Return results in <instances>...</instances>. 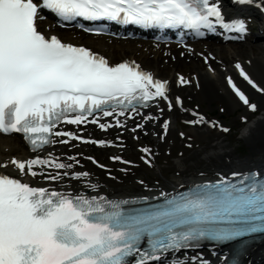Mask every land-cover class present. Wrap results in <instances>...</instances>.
I'll return each mask as SVG.
<instances>
[{"label":"snow or ice","instance_id":"1","mask_svg":"<svg viewBox=\"0 0 264 264\" xmlns=\"http://www.w3.org/2000/svg\"><path fill=\"white\" fill-rule=\"evenodd\" d=\"M38 7L34 0H0V132L22 134L37 151L68 143L55 141L53 136L79 139L70 132L54 131L60 123L79 125L96 113L112 116L117 109L123 116L138 106L147 107L157 97L168 99L166 82L154 79L135 62L111 66L89 49L62 43L56 36L45 37L36 26ZM43 7L64 19H107L146 28L184 26L199 31L212 26V17L223 21L219 8L209 0H43ZM231 27L241 33L246 30L242 22ZM236 68L257 88L240 64ZM229 84L248 105L231 79ZM249 107L255 110L256 106ZM88 122L97 124L98 120ZM99 127L106 130L112 125L100 123ZM83 142L105 146L103 141ZM10 163L21 174L33 177L42 174L33 171L34 166L73 167L56 162L55 157L12 159ZM88 175L75 173L73 178ZM63 176L58 172L47 178L55 181ZM258 176L255 172L233 173L236 182L222 178L171 198L161 193L163 204L125 210L123 205L136 201L32 187L0 174V264H126V257L136 253V264H149L192 241L224 242L264 232V179ZM145 238L150 250L141 252L139 245Z\"/></svg>","mask_w":264,"mask_h":264},{"label":"bare ground","instance_id":"2","mask_svg":"<svg viewBox=\"0 0 264 264\" xmlns=\"http://www.w3.org/2000/svg\"><path fill=\"white\" fill-rule=\"evenodd\" d=\"M67 35L76 44H84L93 49L95 48L93 46L98 45V50L111 62L125 57L136 59L142 67L162 79L170 80L172 83L174 74L179 73L187 75L191 79L190 84L178 89H169L172 98L171 108L161 105L158 111L144 116L120 119V126H117L115 121L104 122L103 124L113 126L106 132L95 129V127L77 129L82 134L89 133L103 140H105L106 133L117 131L121 133L120 135H128L133 141L131 148H122L124 153L116 149L100 153L99 167L86 164V159L90 158L89 154L88 157L81 155L82 161L69 159L73 157L71 148L58 145L51 149L53 152L51 156H54L57 162L72 164L71 169L45 168L46 175L39 179L30 174H21L10 161L16 159L24 162L30 160L31 156L25 153L18 138L0 135V164H7V167H0V171L49 190L73 194H94L99 190L96 188L101 187L100 193L123 197L140 194L141 190L154 194L168 191L197 176L212 177L230 173L232 169L249 166L264 167V47H254L250 44H241L238 48H232L229 45H207V50L215 54L220 61L219 66L215 62H210L213 69L207 71L201 59L195 55H187L186 59H179L175 56V61L172 62L171 58L164 57L157 49L146 43L140 45L132 42H106L103 38H85L77 33ZM201 50L203 51V48ZM170 53L173 52L170 51ZM245 60H249V63H245ZM236 64H240L245 74L257 83V89H260L255 90L259 93L255 95L257 109L260 110L258 117L248 119L249 112L246 111L243 114V117L247 119V124L240 131L238 141H243L248 145L250 154L246 156L237 155L235 148L215 133L217 124L203 116V113L210 110L211 104L216 101L230 114L238 108L233 96L226 89L229 79L240 80L231 70ZM220 68H224L225 71ZM247 85H249L248 81L243 86L247 87ZM191 102H195L196 106L190 104ZM204 105L206 109L202 107ZM181 109L183 112L180 111ZM146 117H152V119H146ZM201 117L203 120L195 123L191 129L187 130V133L179 130L177 120L195 118V121H198ZM166 119L169 120L167 130L162 125ZM142 133H146V136L151 139L150 145L145 143ZM115 143L120 146L123 144L118 141ZM140 149L149 150L148 152L143 151L145 159L136 154ZM16 152H22V155L13 156ZM127 160L130 161L129 166L126 164ZM218 170L221 173H214ZM58 172L62 176L64 172L68 175L55 181L46 179ZM84 172L89 175L79 180L73 178V174ZM96 178L102 179V183L98 186ZM77 181L83 182L78 184ZM89 185H96L95 190ZM198 256L168 264H190V261L192 264H201L203 259L209 262L212 260L207 254H203L202 259ZM263 256L264 246L254 248L249 254L250 264H264Z\"/></svg>","mask_w":264,"mask_h":264},{"label":"rangeland","instance_id":"3","mask_svg":"<svg viewBox=\"0 0 264 264\" xmlns=\"http://www.w3.org/2000/svg\"><path fill=\"white\" fill-rule=\"evenodd\" d=\"M256 34L257 36H264V31H259L256 27ZM251 45L257 47L264 45V43L256 42L255 44H251ZM215 105L216 103L213 102L210 108V111L214 114L217 113V108L215 107ZM204 108H206V106ZM255 117H258V115ZM255 117H253L252 119H254ZM222 119L232 128L231 133L227 137H224L223 139H226L229 142V144H231L235 148L237 155L239 156L249 155L250 154L249 149L244 146L242 141H238V138L240 136V131L243 129V126H241L240 123L236 121L237 113L230 114L226 111L223 114Z\"/></svg>","mask_w":264,"mask_h":264}]
</instances>
